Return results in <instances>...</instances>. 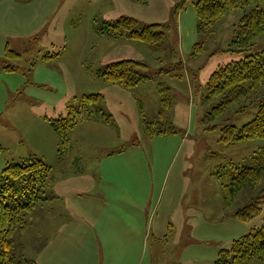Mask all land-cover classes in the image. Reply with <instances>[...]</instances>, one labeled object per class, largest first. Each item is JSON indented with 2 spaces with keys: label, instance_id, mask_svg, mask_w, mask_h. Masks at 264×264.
<instances>
[{
  "label": "rangeland",
  "instance_id": "obj_1",
  "mask_svg": "<svg viewBox=\"0 0 264 264\" xmlns=\"http://www.w3.org/2000/svg\"><path fill=\"white\" fill-rule=\"evenodd\" d=\"M197 1L2 0L0 7L18 3V22L0 25V174L29 158L50 168L46 202L29 212L25 231L13 233L17 261L215 264L220 251L261 227L264 203L259 215L239 222L230 214L256 196L241 193L225 207L222 184L241 168L259 166L264 141L220 142L224 126L240 129L255 117L259 99L213 120L206 84L220 66L263 56L264 35L250 51H233L245 11L227 12L201 32ZM122 18L133 19L137 30L158 25L164 44L154 49L107 34V25ZM6 48L20 60L8 58ZM120 61L143 64L138 71L147 79L131 89L104 83L98 73ZM161 86L176 134L149 137L143 121H157ZM86 95L102 99L81 110L60 160L52 123ZM120 226L142 234L128 255L114 250L122 245L107 246Z\"/></svg>",
  "mask_w": 264,
  "mask_h": 264
},
{
  "label": "trees",
  "instance_id": "obj_2",
  "mask_svg": "<svg viewBox=\"0 0 264 264\" xmlns=\"http://www.w3.org/2000/svg\"><path fill=\"white\" fill-rule=\"evenodd\" d=\"M2 1V0H0ZM194 9L198 20V30L203 32L210 29L227 12L235 9L245 11L237 28L232 50L248 52L256 40L264 35V0H198ZM133 19L122 18L113 25H107V34L138 41L154 49L164 44L165 36L158 31V25L146 26L137 30ZM199 47V46H198ZM10 59H20V56L6 48ZM49 57V56H47ZM19 58V59H18ZM144 65L134 61H120L108 65L98 77L108 84H117L124 89H131L147 79L138 71ZM7 72L19 71V67L6 66ZM207 102H214L209 114L210 119H217L233 111L240 113L257 99L259 106L255 117L240 129L224 126L221 129L220 142L232 145L244 140L264 141V55L247 57L238 64L218 67L209 77L206 84ZM161 95L158 118L156 122L143 121L145 133L149 137L159 135H174L175 128L168 122L170 99L165 86L159 88ZM100 95H86L78 107H71L66 117L52 123L54 132L60 138L58 153L63 160L68 153V131L74 129L82 119V111L101 100ZM89 115V114H88ZM145 118V116H143ZM163 128H159V122ZM1 150V146H0ZM257 168H241L229 184L223 183L224 205L230 207L241 193H253L256 198L247 202L232 214L239 222H248L261 212L264 203V148ZM220 178V176H218ZM20 180L22 184L15 185ZM50 181V168L37 158H29L23 163L9 164L0 174V264H36L15 259L13 249V233L15 230L25 231L28 226L29 212L37 205L46 202L44 189ZM260 188V189H259ZM11 202L12 205H8ZM264 262V218L261 227L247 235L234 240L229 249L218 253L215 264H254Z\"/></svg>",
  "mask_w": 264,
  "mask_h": 264
},
{
  "label": "crops",
  "instance_id": "obj_3",
  "mask_svg": "<svg viewBox=\"0 0 264 264\" xmlns=\"http://www.w3.org/2000/svg\"><path fill=\"white\" fill-rule=\"evenodd\" d=\"M3 3L0 1V5ZM11 6L7 4L5 7H0V25H9L18 22V3ZM20 60V59H19ZM104 199L107 201V196H104ZM112 205L111 203H109ZM112 207H114L112 205ZM123 207H127V204H123ZM116 211V214H119L121 208H113ZM112 238L111 242L107 246L111 245L113 247L122 245V248L114 250H126L123 252V255H128L129 251L135 247V244L139 243L142 239V234L133 227H123L120 226L111 232ZM121 235V236H119ZM114 252V251H113Z\"/></svg>",
  "mask_w": 264,
  "mask_h": 264
}]
</instances>
